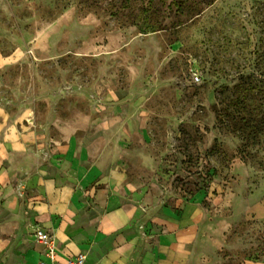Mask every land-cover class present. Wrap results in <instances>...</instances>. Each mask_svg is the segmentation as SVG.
<instances>
[{"label": "rangeland", "instance_id": "rangeland-1", "mask_svg": "<svg viewBox=\"0 0 264 264\" xmlns=\"http://www.w3.org/2000/svg\"><path fill=\"white\" fill-rule=\"evenodd\" d=\"M116 30L118 52L75 54ZM53 92L57 115L37 99ZM70 108L93 119L78 138L193 234L185 264H264V0H0V138Z\"/></svg>", "mask_w": 264, "mask_h": 264}, {"label": "crops", "instance_id": "crops-1", "mask_svg": "<svg viewBox=\"0 0 264 264\" xmlns=\"http://www.w3.org/2000/svg\"><path fill=\"white\" fill-rule=\"evenodd\" d=\"M67 14L47 27L50 35L72 20ZM93 39L75 54L91 55L94 44L118 52L124 42L118 30ZM59 98L53 92L37 99L57 115ZM29 106L25 118L33 111ZM83 113L70 108L65 119L28 125L0 138V264H40L39 227L56 234L62 257L86 252L87 264H185L184 241L193 234L183 236L174 216L153 214L155 199L126 181L122 162L108 167L103 153L78 138L93 124L91 114ZM157 223L168 230L159 233Z\"/></svg>", "mask_w": 264, "mask_h": 264}, {"label": "built area", "instance_id": "built-area-1", "mask_svg": "<svg viewBox=\"0 0 264 264\" xmlns=\"http://www.w3.org/2000/svg\"><path fill=\"white\" fill-rule=\"evenodd\" d=\"M198 80L199 77L197 76ZM36 238L44 245L43 258L40 264H87L88 254L86 252L71 253L67 256H61L56 234L39 227L36 232Z\"/></svg>", "mask_w": 264, "mask_h": 264}, {"label": "bare ground", "instance_id": "bare-ground-1", "mask_svg": "<svg viewBox=\"0 0 264 264\" xmlns=\"http://www.w3.org/2000/svg\"><path fill=\"white\" fill-rule=\"evenodd\" d=\"M71 16H72V14L69 13V14L65 15V18H71Z\"/></svg>", "mask_w": 264, "mask_h": 264}]
</instances>
